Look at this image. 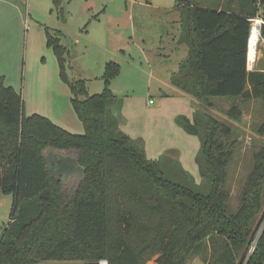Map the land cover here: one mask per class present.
<instances>
[{
	"label": "trees",
	"instance_id": "trees-1",
	"mask_svg": "<svg viewBox=\"0 0 264 264\" xmlns=\"http://www.w3.org/2000/svg\"><path fill=\"white\" fill-rule=\"evenodd\" d=\"M53 3L58 7L59 0ZM176 3L177 42L188 52L170 80L203 108L178 120L199 137L201 181L167 155L147 157L143 144L120 129L114 110L120 100L108 88L119 63L105 62V87L89 94L82 77L67 74L61 31L46 27V45L83 132L72 133L39 113L26 115L20 92L0 77V193L12 195L0 264H99L104 258L107 264H185L207 238L223 242L213 264H264V147L233 211L224 189L231 128L204 111L215 96L264 101V70L247 68L257 0H238L237 11ZM260 35L264 39V24ZM229 117L239 120L240 111L231 108ZM258 132L264 134V124ZM67 158L84 172L55 171Z\"/></svg>",
	"mask_w": 264,
	"mask_h": 264
},
{
	"label": "rangeland",
	"instance_id": "rangeland-1",
	"mask_svg": "<svg viewBox=\"0 0 264 264\" xmlns=\"http://www.w3.org/2000/svg\"><path fill=\"white\" fill-rule=\"evenodd\" d=\"M188 4L238 10V0H188ZM176 5V0H59L55 7L53 0H0V77L20 92L26 115L39 113L72 133H82L70 89L60 78L52 48L46 45L45 28L60 29V43L68 50L69 77H82L89 94L99 93L105 87L101 78L105 62L119 63L118 74L108 84L120 100L114 107L119 126L143 144L147 157L169 156L172 165H180L198 183L199 137L186 132L178 120L181 116L192 119L195 110L203 108L170 80L188 52L186 44L177 42L181 17ZM263 24L264 4L257 0L251 28L258 27L259 39L255 58L249 61L247 56L249 70H264ZM209 101L211 106L204 111L231 128L225 141L232 144L233 154L224 189L230 208L236 211L254 157L264 147V134L258 132L264 124V101L233 96ZM231 108L240 111L239 120L229 117ZM74 121L79 127L67 128L65 123ZM72 163L67 158L55 171L73 176L78 171ZM11 207L12 195L0 193V239ZM204 244L185 264H213L223 242L207 238Z\"/></svg>",
	"mask_w": 264,
	"mask_h": 264
},
{
	"label": "bare ground",
	"instance_id": "bare-ground-1",
	"mask_svg": "<svg viewBox=\"0 0 264 264\" xmlns=\"http://www.w3.org/2000/svg\"><path fill=\"white\" fill-rule=\"evenodd\" d=\"M257 21L256 23H258ZM259 39V29L256 25H253L249 34V46H248V58L249 61L253 60L257 54L256 44Z\"/></svg>",
	"mask_w": 264,
	"mask_h": 264
},
{
	"label": "water",
	"instance_id": "water-1",
	"mask_svg": "<svg viewBox=\"0 0 264 264\" xmlns=\"http://www.w3.org/2000/svg\"><path fill=\"white\" fill-rule=\"evenodd\" d=\"M248 46H249V38H248V43H247V52H248ZM248 56V54H247ZM72 167L77 170V171H80L81 173L84 172V168L75 160V159H72Z\"/></svg>",
	"mask_w": 264,
	"mask_h": 264
},
{
	"label": "crops",
	"instance_id": "crops-1",
	"mask_svg": "<svg viewBox=\"0 0 264 264\" xmlns=\"http://www.w3.org/2000/svg\"><path fill=\"white\" fill-rule=\"evenodd\" d=\"M60 30V29H59ZM76 117V116H75ZM80 122V121H79ZM62 124V123H61ZM66 124V126H67V128H69V127H71V128H76V127H79V124L77 123V122H69V124H68V122H66L65 123ZM119 125H120V123H119ZM69 126V127H68ZM120 127V126H119ZM120 129H121V127H120ZM122 130V129H121ZM79 172V171H78ZM78 172H76V173H78Z\"/></svg>",
	"mask_w": 264,
	"mask_h": 264
},
{
	"label": "built area",
	"instance_id": "built-area-1",
	"mask_svg": "<svg viewBox=\"0 0 264 264\" xmlns=\"http://www.w3.org/2000/svg\"><path fill=\"white\" fill-rule=\"evenodd\" d=\"M99 264H107V261L106 260H100Z\"/></svg>",
	"mask_w": 264,
	"mask_h": 264
}]
</instances>
